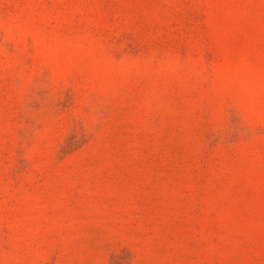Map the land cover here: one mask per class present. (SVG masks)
<instances>
[{
    "label": "rangeland",
    "instance_id": "rangeland-1",
    "mask_svg": "<svg viewBox=\"0 0 264 264\" xmlns=\"http://www.w3.org/2000/svg\"><path fill=\"white\" fill-rule=\"evenodd\" d=\"M0 264H264V0H0Z\"/></svg>",
    "mask_w": 264,
    "mask_h": 264
}]
</instances>
